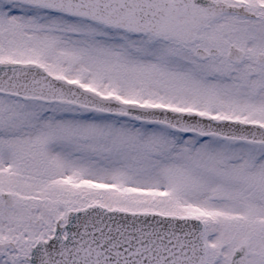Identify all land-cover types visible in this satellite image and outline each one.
I'll use <instances>...</instances> for the list:
<instances>
[{
    "label": "snow or ice",
    "instance_id": "obj_1",
    "mask_svg": "<svg viewBox=\"0 0 264 264\" xmlns=\"http://www.w3.org/2000/svg\"><path fill=\"white\" fill-rule=\"evenodd\" d=\"M0 264H264V0H0Z\"/></svg>",
    "mask_w": 264,
    "mask_h": 264
}]
</instances>
